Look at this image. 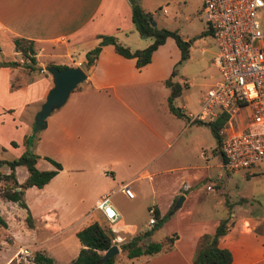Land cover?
I'll list each match as a JSON object with an SVG mask.
<instances>
[{
  "label": "crops",
  "instance_id": "crops-1",
  "mask_svg": "<svg viewBox=\"0 0 264 264\" xmlns=\"http://www.w3.org/2000/svg\"><path fill=\"white\" fill-rule=\"evenodd\" d=\"M203 31L200 36L211 33L209 28ZM103 33L114 34L131 49L152 41L151 36H141L135 28L130 0H0L2 151L26 149L24 136L33 130L35 114L53 84L51 73L43 65H80L86 73L66 101L47 117L33 145V151L39 154L35 162L39 169L54 167L44 156L59 161L62 168L43 186L25 188L26 206L4 199L15 205L7 206L10 218L0 214L6 222L0 225L11 230L12 220L25 242L18 243L11 233L7 245V239L0 236V243L6 242L0 264H37L17 261L20 246H27L31 253L43 250L54 259L66 255L62 264H68L82 245L76 230L91 216L102 223L103 215L95 203L107 192L119 213L115 221H109L118 241L119 260L124 261L119 264H194L192 254L199 235L213 232L219 220L227 216L228 228L218 244L231 250L229 264H264V218L242 209L231 210L230 203L227 216H210L209 205L203 199L199 202L201 187L197 186L206 182V189L216 190V181L196 165L177 162L182 143L171 149L192 123L207 122H189L188 112L198 106L188 109L183 102L175 103L183 88L190 85L176 68L180 49L175 40L168 36L152 52L151 61L141 67L136 66L134 57L121 55L111 43L103 44L98 56L87 64L86 52L99 43L98 35ZM17 36L34 41L35 67L29 66V59L16 50L13 39ZM173 69L176 73L171 76ZM178 76L187 83L173 99V104L181 107V115L169 107L170 87L165 82L169 77L178 81ZM211 77L216 80L218 72ZM217 146L216 140L214 154ZM218 156L219 164L224 166L221 153ZM22 165L15 166V175ZM122 183L129 184L134 196L119 189ZM180 195L181 204L175 207ZM141 204L147 211L153 206L160 215H166L156 230L163 228L161 237L175 238L171 249L131 260L121 252L120 242L152 226L147 220L142 227L137 215ZM183 206L185 210H179ZM60 237L59 243L52 245L55 250L42 248Z\"/></svg>",
  "mask_w": 264,
  "mask_h": 264
},
{
  "label": "built area",
  "instance_id": "built-area-1",
  "mask_svg": "<svg viewBox=\"0 0 264 264\" xmlns=\"http://www.w3.org/2000/svg\"><path fill=\"white\" fill-rule=\"evenodd\" d=\"M202 11L217 46L213 62L218 78L204 90L198 107L188 112V120L210 121L226 114L219 131L224 167L246 169L264 162V0H202ZM237 115L245 117L243 124L236 123ZM119 189L134 196L128 183ZM95 208L110 222L119 216L110 192ZM148 212L153 224L155 208L150 206ZM30 256L27 246L16 252L19 262H28Z\"/></svg>",
  "mask_w": 264,
  "mask_h": 264
},
{
  "label": "rangeland",
  "instance_id": "rangeland-1",
  "mask_svg": "<svg viewBox=\"0 0 264 264\" xmlns=\"http://www.w3.org/2000/svg\"><path fill=\"white\" fill-rule=\"evenodd\" d=\"M201 1L202 0H139V3L150 12L149 16H151L153 20H157L158 27L176 29L182 38L183 36H187V39H192L189 58L180 61L176 65L178 72L187 77L190 85L189 87H184L183 79L178 76V81L183 85L184 90L182 95L176 99L175 103L181 104L183 102L188 109H195L198 106V98L201 92L214 82L215 79H213L211 75L214 73L216 75L218 72L217 67L211 63L217 52V46L213 40V36L210 32L202 36L199 35L204 28H208L205 16L200 9ZM163 8L166 9V12L162 11ZM129 33L130 32H128V34ZM131 37L133 39L135 38V36ZM137 37L141 39V36ZM169 39H173V37ZM239 116L237 115L236 117V123L241 125L245 117ZM180 143L184 146L181 148V152L177 153V162L180 164L198 166L200 170L208 172L218 185V189L216 190L212 188L206 189V182H201L197 186L201 187L199 202L203 199L209 205L210 216H227L229 214L230 203L231 210L238 211L242 209V212L256 213L264 218V162L246 169H226L222 164H219V146H217L215 154L213 153V148L216 146V138L213 136L210 127L206 123H192L180 134L178 141L171 149H174V147H177ZM23 150L2 151L0 149V158L11 159L17 157ZM3 171H8L6 164L0 166V172ZM26 172L27 168L25 165L19 166L16 174L17 179L22 181L26 177ZM219 172L221 176H218ZM2 183L3 180L0 179V185ZM219 199H221L222 202H219ZM196 203H198V201ZM13 205H15L13 202L4 200L0 197V214L10 218L7 206L12 207ZM124 205L127 204L124 203ZM179 210H185V206L180 207ZM137 215L139 220H142L141 225L147 222L149 213L144 207V204L138 207ZM102 223L110 227L109 221L103 216ZM11 224V230L9 229L8 231L4 226L0 225V236L7 239V245L11 243L12 234L14 235L13 238L17 240L18 243L25 242V240L21 238V234H19V228L15 227L12 220ZM144 226L142 225V227ZM162 232L163 228L158 229L152 233L151 237L159 238L163 234ZM27 239L31 241L30 237H27ZM60 239L61 237L56 238L42 245V248H51V250H55L52 245H57ZM3 243L6 242L2 241L0 243V254H3V251H1L3 250ZM66 257L67 256L63 254L59 255V259L57 257L55 261L57 264L65 263L63 261ZM118 262L121 263L124 261L119 260Z\"/></svg>",
  "mask_w": 264,
  "mask_h": 264
},
{
  "label": "trees",
  "instance_id": "trees-1",
  "mask_svg": "<svg viewBox=\"0 0 264 264\" xmlns=\"http://www.w3.org/2000/svg\"><path fill=\"white\" fill-rule=\"evenodd\" d=\"M131 2V19L135 28L141 36H151L152 41L142 48L131 49L128 45H125L117 40L114 34H99V43L86 52L87 64H90L98 56L101 46L106 43H111L114 49L123 56L134 57L137 67H141L151 61L152 52L162 44L168 36L173 37L177 46L180 49L179 61L185 60L189 56V47L191 44V38L184 39L181 37L176 29H170L166 27H158L157 25H151L148 20L150 15L149 11H146L139 0H130ZM203 32H206L203 31ZM16 50L20 51L22 56L29 59V66L35 67L33 64L36 62L34 41L24 37H14L13 39ZM58 67L67 66L66 64H56ZM176 73V69H173L171 76ZM170 87V93L168 95L169 107L175 113L183 114L180 107L173 104L175 96L181 93L183 85L173 80L171 77L165 80ZM187 85L186 82L183 83ZM226 120V114H221L214 120L205 122L209 125L213 135L217 140V144L220 149V127ZM37 139V131L32 130L26 134L23 139V143L26 149L17 157L11 159L0 158V166L6 164L8 171L0 172V179L3 183L0 185V197L2 199L18 201L22 206H26L23 200V193L25 188L31 185L38 187L43 186L53 177L62 165L55 159L44 156L53 165V168L39 169L35 162L39 157V154L33 151V145ZM16 144L15 141L12 142ZM223 160L224 155L221 152ZM23 164L28 170L27 176L19 182L15 175V166ZM155 222L149 228L139 230L135 234L125 237L120 242V249L125 256L131 260L138 256L149 257L157 252L166 251L172 248L175 235H163L160 238H150V235L159 228L166 215H160L158 209H155ZM27 219H30L29 214ZM229 216L223 217L219 220L213 232H203L196 240V244L192 254V262L194 264H229L232 260L231 250L227 247H222L218 244L219 238L226 233L228 228ZM0 224L5 225L6 222L0 215ZM76 235L81 242V247L78 254L68 264H119V255L115 254L110 256L107 260H102V254L113 242L115 232L111 227L99 222L95 217H89L83 225L76 230ZM29 261L37 264H57L55 259L48 255L43 250H34L29 257Z\"/></svg>",
  "mask_w": 264,
  "mask_h": 264
},
{
  "label": "water",
  "instance_id": "water-1",
  "mask_svg": "<svg viewBox=\"0 0 264 264\" xmlns=\"http://www.w3.org/2000/svg\"><path fill=\"white\" fill-rule=\"evenodd\" d=\"M151 25H156V21L148 16ZM43 69L52 75L53 84L48 89L45 99L35 114L33 130L38 131L45 127L47 117L57 107L61 106L67 99L69 93L86 78V73L80 65H67L58 67L56 64H45ZM183 195H180L175 202V207L181 204ZM119 252L117 239H113L112 244L104 250L102 260H107Z\"/></svg>",
  "mask_w": 264,
  "mask_h": 264
}]
</instances>
